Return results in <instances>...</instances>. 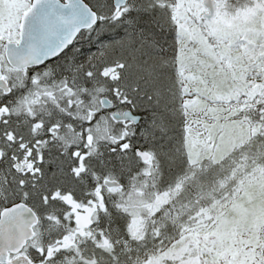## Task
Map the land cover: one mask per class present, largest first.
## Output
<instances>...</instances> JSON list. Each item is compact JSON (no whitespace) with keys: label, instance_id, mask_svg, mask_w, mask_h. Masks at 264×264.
Wrapping results in <instances>:
<instances>
[{"label":"snow or ice","instance_id":"obj_1","mask_svg":"<svg viewBox=\"0 0 264 264\" xmlns=\"http://www.w3.org/2000/svg\"><path fill=\"white\" fill-rule=\"evenodd\" d=\"M0 264H264V0H0Z\"/></svg>","mask_w":264,"mask_h":264}]
</instances>
